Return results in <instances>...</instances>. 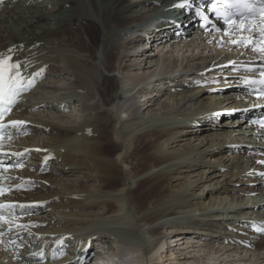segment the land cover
I'll return each instance as SVG.
<instances>
[{"label":"bare ground","instance_id":"6f19581e","mask_svg":"<svg viewBox=\"0 0 264 264\" xmlns=\"http://www.w3.org/2000/svg\"><path fill=\"white\" fill-rule=\"evenodd\" d=\"M35 1L0 3V53L22 61L27 76L39 73L6 120L25 122L10 126L11 136L1 141L17 155L2 154L0 159L5 166L14 164L26 155L25 148L44 140L36 137L44 131L51 140L36 146L42 151L53 149L50 164L57 165V175L35 174L37 168L30 165L38 164L39 158L34 157L31 163L29 157L24 160L26 168H0V186L5 189L0 203L16 205L11 216L9 209L2 210L0 264H39L33 252L55 241L75 244L73 254L63 258L78 257L73 264H87L82 256L91 258L96 243L116 253L101 264L114 260L118 264H264V231H256L264 222V164L258 163L264 161V131L252 123L264 115V107L257 106L262 100L238 86L256 73L247 66L264 63V57L255 54L256 59L245 61L242 52L232 63L221 65L223 61L191 55L180 71L181 79L171 74L183 66V59H165L164 69L154 75L163 78L156 83L175 85L156 91L146 88L128 103L130 92L124 85L153 77L149 72L157 61L134 54L139 38L125 43L119 42L120 36L173 0H41L37 6L26 5ZM207 11L205 7L203 12ZM184 12L185 20L178 17L174 24L159 25L151 36L169 38L178 31L184 38L188 30L198 41L208 39L214 30L207 28L204 33L195 26L198 20L191 9ZM224 30L229 32L221 31L229 37L226 43L235 48L242 45L230 40L242 37L253 40L247 49L264 47L256 43L262 40L256 33ZM214 37L206 40L211 47L222 42ZM156 39L141 45L151 48ZM122 45L127 52L119 51ZM10 48L12 53L7 52ZM131 56L132 64H121L120 58ZM203 71L214 72L210 77ZM185 73L191 77L185 79ZM60 75L68 80L64 88L46 80ZM229 82L236 86L229 89ZM121 100L125 104L119 107ZM242 100L245 105L238 103ZM74 103H80L79 117L70 111ZM232 103L241 106H228ZM217 111L220 122L210 117ZM225 116L236 120L222 122ZM194 123L196 134L189 128ZM236 134L249 143H231ZM193 135L200 137L197 145L189 144ZM182 141L187 143L180 145ZM250 142L261 147L247 146ZM211 158L217 163H210ZM65 173H78L75 184H63ZM219 179L224 186L206 190ZM137 186L141 188L133 191ZM38 201L50 210L48 218L35 217L39 207H19ZM208 213L211 220L230 219L212 223L205 217ZM96 234L98 238L86 239ZM85 247L90 249L87 254L82 252Z\"/></svg>","mask_w":264,"mask_h":264},{"label":"snow or ice","instance_id":"6c2138e0","mask_svg":"<svg viewBox=\"0 0 264 264\" xmlns=\"http://www.w3.org/2000/svg\"><path fill=\"white\" fill-rule=\"evenodd\" d=\"M205 2L206 0H200L201 7L204 6ZM207 2L211 3V7L208 10L215 14L217 20L223 19L224 24L231 26L232 32H236L237 30L241 33L258 32L261 37H264V0H207ZM193 7L194 0H178L177 3L172 5V8L175 9H191ZM201 7L195 8V14L198 17L203 16ZM203 18L207 19V17ZM213 26L216 28V31H224L225 35H229L227 30L216 27V25ZM230 42L232 44L249 45L253 43V40L242 37L240 40H230ZM256 43L264 44V40L257 41ZM258 50L264 52V47ZM13 51V48L7 50L8 53H12ZM248 70L251 72L259 71L260 76L264 77V67L260 69L249 67ZM26 71L27 66L24 65L22 61L18 59L14 60L12 55L0 53V121H2L5 114L11 112L12 107L19 102L17 97L34 85V77L39 75V73H33L31 76H27ZM42 71L43 69H41V72ZM245 84L250 86L248 89L249 94L255 95L257 100H264V79L246 80ZM257 106L264 107V104ZM24 123V121L19 120L9 121L8 124L0 123V140H3L5 134L9 135V137L11 136V133L7 131L9 126L15 127ZM253 123L257 122L254 121ZM259 123H261V126H264V121ZM3 155L7 156V154ZM258 163L264 164V161H258ZM11 167H21V164L17 162L16 164H8L5 166L4 161L0 159V168H5V170H7V168ZM261 175L264 176V173H261ZM4 193L5 189L0 186V196L4 195ZM15 207L16 205L13 204L0 203V210L5 208L9 209V216L14 214ZM19 207L24 209L29 206L19 205ZM0 222H5V216L2 211H0ZM19 227H23V225ZM256 231L262 232L264 228L257 227ZM2 235L3 232H0V236ZM39 255L42 256L43 253L41 252Z\"/></svg>","mask_w":264,"mask_h":264},{"label":"rangeland","instance_id":"374dc122","mask_svg":"<svg viewBox=\"0 0 264 264\" xmlns=\"http://www.w3.org/2000/svg\"><path fill=\"white\" fill-rule=\"evenodd\" d=\"M24 1H28V0H24ZM131 1V0H130ZM132 1H135V0H132ZM37 2H41V0H36L34 3H31V4H26L27 6H31V5H33V4H35V6H37ZM2 8V7H1ZM0 8V11L2 10ZM39 10H42V8L41 7H39L38 8ZM112 25H116V23H111ZM122 36H120V41L119 42H125V43H128L129 41H130V35L131 34H125V33H123V34H121ZM198 35V34H197ZM188 37H184V38H181L180 36H178V34H177V32H175L171 37H169V38H163V37H160V36H158V38L156 39V37L154 36H152L151 38L154 40V39H156V41H154V42H152V44H153V47H151L150 49H148V50H146V51H144L143 53H139V51H137V50H135V48L136 47H133L132 49L135 51V55H137V57H140V56H144L145 58L148 56V55H150L149 56V59H153V60H156L157 61V66H154V68H150V69H152V70H150V72L149 73H151V72H153V75H157V73H158V69L160 68V66H161V63L162 62H164V60L165 59H169V60H178V62H180L182 59H183V66L182 67H179L178 69H176L177 71H175L174 73H172L171 74V76L172 75H174V76H172V77H174V78H180L181 79V77H179L180 75H181V70L183 69V67H184V63H185V61L187 60V59H190L191 58V55H193V56H195V57H209V60L208 61H210L211 59H213L214 61H223L222 62V64L221 65H226V64H228V63H231V62H233V61H235L236 59H237V57L239 56V55H241L242 54V52H244V50H245V48H243V49H241V48H235V47H233V45L231 46L230 45V43H226L227 42V40H226V38L224 37V36H221V35H216L215 37L213 36V35H209V37H208V39H210V38H216L217 40H221L222 42L221 43H219L218 45H213L212 47H211V45H209V44H207V41L206 40H208L207 39V37H204L203 38V40L201 41H198L199 40V38H197V36L195 35V34H188L187 35ZM199 36H203V35H199ZM125 38V39H124ZM186 38V39H185ZM192 39V40H191ZM204 39H205V41H204ZM220 40H219V42H220ZM198 41V42H197ZM227 44V45H226ZM229 44V45H228ZM124 46L125 45H122L121 47H120V50L119 51H121V52H127V50H125L124 49ZM210 48V49H209ZM224 48V49H223ZM129 50V51H131V52H134L133 50ZM242 50V51H241ZM237 51V52H236ZM239 51V52H238ZM250 52V53H249ZM139 53V54H138ZM242 55H245L244 57H245V59H248V60H250V59H252V58H254L255 57V54L253 53V52H251V50H249V51H247V52H244ZM261 55H263V53L261 54ZM232 56V57H231ZM190 57V58H189ZM227 57V58H226ZM224 58H226V59H224ZM135 58H134V56H131V57H127V58H120V62H121V64H123V65H130V64H132V60H134ZM222 59V60H221ZM225 61H224V60ZM228 59V60H227ZM227 60V61H226ZM225 62V63H224ZM227 70V69H226ZM208 71H203V74L205 75V76H212L211 75V73L210 72H214V71H210L209 72V74L208 75H206V73H207ZM133 73H136L135 71L133 72ZM139 74L138 75H141V72H138ZM200 73H202V72H199V74ZM64 76H66V75H64ZM183 76L185 77V79H189V77H191V76H189V75H187V73H185V74H183ZM198 76V78L200 77L201 78V76L200 75H197ZM230 76H226V78H229ZM216 78H218L217 76H216ZM68 79H71L70 77H68ZM46 80H48V81H51V80H53L52 82H50V85L52 84V85H57L59 88H64L65 87V85H67V82H68V80L66 81L65 79H62V75H60V76H55V77H51V78H48V79H46ZM224 81H226V80H224ZM231 83L232 82H229V85L230 86H228L229 88H233V86L234 85H231ZM164 88H167V87H169V86H172V85H168V83H165L164 84ZM158 87H162V85H158L157 84V86L154 84V86H153V90H156ZM215 95H216V98L217 99H219L220 101L222 100L223 101V95H218V92H216V93H214ZM219 97V98H218ZM238 103H242V105H245V103H246V101H244V100H242V101H240V102H238ZM119 104V107L120 106H122L123 104H125V100H121V102H119L118 103ZM234 103H232V104H228V106L229 105H232V107L234 106V107H236V108H239L241 105L240 104H234ZM225 104H223V106H224ZM240 105V106H239ZM69 107H70V111L72 112V114H73V116H75V117H79L80 116V114L82 113L81 112V106H80V103H74V104H72V106L71 105H69ZM104 117V115L102 116V118ZM213 117H215V118H218V115H215V116H213ZM101 118V119H102ZM222 122H225V121H234V120H236V118L234 117V116H231L230 118L228 117V116H225V117H223L222 119ZM219 122H220V120H219ZM238 125H241L242 126V124H238L237 123V125L235 124V126H238ZM196 125L195 124H192V126H190L189 128L193 131V133L194 134H196L197 133V130H195L196 129V127H195ZM244 126V125H243ZM242 131V130H241ZM239 133V132H238ZM205 134H207V133H205ZM194 136V137H193ZM193 136H191L190 137V145L191 144H193V145H197L198 144V140H199V138L200 137H195V135H193ZM242 135H240V134H236V136H234V137H231L232 138V140L230 139V141H231V143H235V144H237L236 142H237V140L239 141V143H243V145H246V143H249V141H248V139H239L240 137H241ZM22 138H23V135L21 136ZM196 140V141H195ZM236 141V142H234V141ZM246 142V143H245ZM256 142H258V141H256ZM256 142L255 143H252V142H250V144L249 145H247V146H249V147H253V148H255V147H258L259 145H261V144H256ZM261 142H262V140H261ZM185 143H187L186 141H182V142H180L179 144L180 145H183V144H185ZM252 143V144H251ZM251 145V146H250ZM259 147H261V146H259ZM7 148V147H6ZM3 151V150H2ZM4 151H5V149H4ZM5 152H3L2 154H4ZM6 153H7V155L8 156H10V157H12L13 155H17V152H15V149L14 148H9L7 151H6ZM210 156H214V155H210ZM25 158V157H24ZM261 158H263L264 159V155H261ZM24 159H22V161H23ZM212 160H213V158H211L210 159V163H212V164H216L217 163V161H213L212 162ZM22 161L20 162V164H21V167H14L15 169H17L18 168V170L19 169H22V168H26L27 167V165L25 166V165H23L22 164ZM19 162V161H18ZM206 162H209L208 160H206ZM17 162H15L14 164H16ZM252 164V162H250L249 163V165H251ZM57 166V165H56ZM56 166H52L51 164H50V168L48 167V170H46L45 172V174H47V175H57L56 174V172H57V170H54V168L56 167ZM191 172L189 171L188 172V174L191 176V178L192 179H196V177L195 176H193V175H191L190 174ZM252 175V174H251ZM61 179L63 180V184H66V185H72V184H75V181H77V179H78V173H74V174H67V173H65L64 175H62V177H61ZM220 182V183H219ZM219 182H218V184H214L213 186H210V187H208V188H206V190H210V188L211 189H214L215 187H221V186H224L225 185V182H224V180H222V179H219ZM222 183V184H221ZM221 184V185H220ZM142 187H143V185H142ZM139 188H141V187H139V186H137V187H135L134 188V190L133 191H136L137 189H139ZM196 193H199V190L198 189H196ZM46 202V204H48L49 203V201H45ZM43 202H41V201H38V202H30V203H25V204H23V205H26V206H29V207H39V210H38V212L36 213V216L35 217H38V219H39V217H40V219L41 218H48V215H49V213H50V210H47L46 208H42V204ZM46 212V213H45ZM48 213V214H47ZM40 214V215H39ZM44 215V216H43ZM210 215H212V214H206V218H210ZM46 216V217H45ZM219 218V217H218ZM212 218H210L209 220L212 222L213 220H211ZM223 219V220H222ZM219 218V220L218 221H214V223H218V222H220V221H224V222H226L227 220H229L228 218ZM253 222V221H252ZM261 228H263V226H260Z\"/></svg>","mask_w":264,"mask_h":264}]
</instances>
